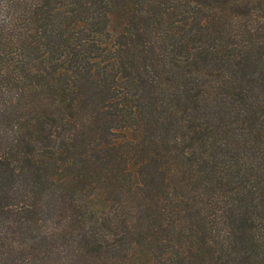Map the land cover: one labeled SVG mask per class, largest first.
Returning <instances> with one entry per match:
<instances>
[{"label": "trees", "instance_id": "obj_1", "mask_svg": "<svg viewBox=\"0 0 264 264\" xmlns=\"http://www.w3.org/2000/svg\"><path fill=\"white\" fill-rule=\"evenodd\" d=\"M0 264H264V0H0Z\"/></svg>", "mask_w": 264, "mask_h": 264}]
</instances>
